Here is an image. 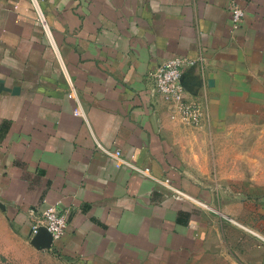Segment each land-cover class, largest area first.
Returning <instances> with one entry per match:
<instances>
[{
  "label": "crops",
  "instance_id": "obj_1",
  "mask_svg": "<svg viewBox=\"0 0 264 264\" xmlns=\"http://www.w3.org/2000/svg\"><path fill=\"white\" fill-rule=\"evenodd\" d=\"M36 1L54 46L32 0H0L7 220L29 237L48 207L66 213L65 233L48 251L71 264H188L212 251L232 217L193 177L186 127L170 119L150 75L166 59L202 54L203 69L183 71L187 98L206 111L197 129L235 115L257 118L264 0H238L245 17L235 30L226 0ZM68 78L83 118L73 113Z\"/></svg>",
  "mask_w": 264,
  "mask_h": 264
},
{
  "label": "rangeland",
  "instance_id": "obj_2",
  "mask_svg": "<svg viewBox=\"0 0 264 264\" xmlns=\"http://www.w3.org/2000/svg\"><path fill=\"white\" fill-rule=\"evenodd\" d=\"M185 127L184 160L193 177L245 227L226 224L219 244L188 264H264V242L253 234L264 237V110L255 119L235 115L211 127ZM0 264L71 263L33 246L0 204Z\"/></svg>",
  "mask_w": 264,
  "mask_h": 264
},
{
  "label": "built area",
  "instance_id": "obj_3",
  "mask_svg": "<svg viewBox=\"0 0 264 264\" xmlns=\"http://www.w3.org/2000/svg\"><path fill=\"white\" fill-rule=\"evenodd\" d=\"M32 4L37 12L38 19L42 24L46 35L52 43L50 32L39 3L36 0H32ZM226 10L230 16L232 30L237 29L244 20V9L239 4L238 0H226ZM52 46H54L53 43ZM204 63L205 59L202 54L195 59L174 56L162 61L151 73L150 78L154 85L155 93L168 106L170 110L169 117L172 121L178 122L184 126L192 127H200L204 123L206 119V111L204 107L198 101L187 98L186 90L182 84L183 71L185 69L195 66H199L200 69H203ZM68 85V97L75 103L73 113L75 116L83 118L85 115L81 108V102L75 85L70 78H68ZM97 147L107 156H112L117 161L127 164L135 171L145 175L149 174V169H141L127 161H123L120 157L121 155L119 151L111 153L110 151L102 148L99 144H97ZM164 182L167 183L168 181L165 180ZM228 220L231 223L238 225L235 220L231 218H228ZM41 227L45 228L50 234L52 238V245L50 249H53L55 243L62 238L67 228L66 213L59 212L54 206L48 207L39 216L34 217V222L32 223L30 229L31 237L36 235ZM254 235L264 242V237H261L256 233H254Z\"/></svg>",
  "mask_w": 264,
  "mask_h": 264
},
{
  "label": "water",
  "instance_id": "obj_4",
  "mask_svg": "<svg viewBox=\"0 0 264 264\" xmlns=\"http://www.w3.org/2000/svg\"><path fill=\"white\" fill-rule=\"evenodd\" d=\"M182 84L185 88L183 77H182ZM0 88L2 87L0 86ZM29 238L31 244L35 246L38 250H50L52 245V238L45 228L43 227L39 228L37 234L34 235L33 237H31L30 235Z\"/></svg>",
  "mask_w": 264,
  "mask_h": 264
},
{
  "label": "bare ground",
  "instance_id": "obj_5",
  "mask_svg": "<svg viewBox=\"0 0 264 264\" xmlns=\"http://www.w3.org/2000/svg\"><path fill=\"white\" fill-rule=\"evenodd\" d=\"M254 234V233H253Z\"/></svg>",
  "mask_w": 264,
  "mask_h": 264
}]
</instances>
